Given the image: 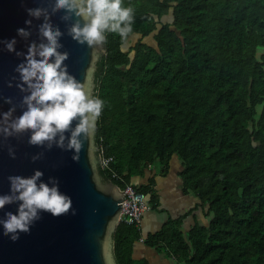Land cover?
I'll list each match as a JSON object with an SVG mask.
<instances>
[{"label": "trees", "instance_id": "trees-1", "mask_svg": "<svg viewBox=\"0 0 264 264\" xmlns=\"http://www.w3.org/2000/svg\"><path fill=\"white\" fill-rule=\"evenodd\" d=\"M124 6L135 10L133 31L123 40L107 34L94 71L93 95L105 102L95 140L112 157L101 175L121 189L132 184L158 209L156 178L132 179L156 164L166 176L176 157L182 190L199 202L145 237L121 221L117 264H151L135 256L138 241L177 264H264V0Z\"/></svg>", "mask_w": 264, "mask_h": 264}, {"label": "water", "instance_id": "water-1", "mask_svg": "<svg viewBox=\"0 0 264 264\" xmlns=\"http://www.w3.org/2000/svg\"><path fill=\"white\" fill-rule=\"evenodd\" d=\"M45 2L0 0V111L12 107L13 116L22 111L21 96L26 91L17 87L16 65L24 59L22 53L30 41L43 39L36 30L40 19L28 17L25 8ZM61 17V11L49 17L63 33L59 38L62 45L59 50L68 53L65 64L70 73L81 81H92L89 91L93 94L94 71L100 54L106 53L105 43L92 48L78 43L68 34L73 21ZM26 19H30L31 24H25ZM18 27L27 28L29 34L18 36ZM12 37L17 41L16 51L8 52L2 41ZM29 135V131H24L0 137V193L9 190V174L30 176L35 169H40L45 182L49 177L59 181L60 191L72 199V209L60 216L42 212L30 232L21 233L16 241L4 235L0 226V264H117L113 252L114 233L120 223L123 189L101 175L95 135L85 142L79 161L72 159L71 151L28 144ZM9 147L14 156L8 154ZM37 153L42 154L41 158L33 161L31 157ZM16 208L15 202L6 204L0 208V218L4 217L5 210L15 212Z\"/></svg>", "mask_w": 264, "mask_h": 264}, {"label": "clouds", "instance_id": "clouds-1", "mask_svg": "<svg viewBox=\"0 0 264 264\" xmlns=\"http://www.w3.org/2000/svg\"><path fill=\"white\" fill-rule=\"evenodd\" d=\"M57 11L62 12L63 20L73 21L68 34L92 48L103 44L107 34L126 39L133 31L135 10L124 6V0H46L25 8L28 17L40 19L36 30L43 39L30 41L22 53L24 59L16 65L17 87L26 90L21 96L24 107L15 116L12 107L0 111V137L29 131L28 144L49 150L56 146L71 151L72 159L79 161L85 142L96 133L105 102L89 91L90 79L81 81L69 72L65 64L68 53L59 50L63 33L49 19ZM16 34L25 37L29 33L27 28L18 27ZM2 42L8 52L16 51L15 37ZM8 154L15 155L11 147ZM41 155L37 153L31 159L36 161ZM43 175L42 170L35 169L30 176H7L9 190L0 193V208L14 202L17 208L15 212L5 210L0 226L12 241L18 240L21 233L30 232L42 212L60 216L72 209V199L60 191L59 181L49 177L45 182Z\"/></svg>", "mask_w": 264, "mask_h": 264}, {"label": "crops", "instance_id": "crops-1", "mask_svg": "<svg viewBox=\"0 0 264 264\" xmlns=\"http://www.w3.org/2000/svg\"><path fill=\"white\" fill-rule=\"evenodd\" d=\"M159 169V164H156L153 168L146 170L144 175H137L132 179L133 184L140 185L146 184L149 178L154 176L156 178L155 187L160 194L161 205H159L158 209H150L143 215L141 227L144 237L149 233L156 232L169 217L188 214L199 202L194 195L185 193L182 190V183L178 175L181 170V164L178 158L174 157L172 159L170 171L166 176L160 175ZM194 213L201 222L205 221L202 212L195 211ZM193 224L194 215H189L184 220L182 230L184 232L189 231ZM135 256L137 258L147 257L151 264H172V260L168 258L165 260L164 255L159 254L155 248L148 246L143 241L136 243Z\"/></svg>", "mask_w": 264, "mask_h": 264}, {"label": "built area", "instance_id": "built-area-1", "mask_svg": "<svg viewBox=\"0 0 264 264\" xmlns=\"http://www.w3.org/2000/svg\"><path fill=\"white\" fill-rule=\"evenodd\" d=\"M98 148L101 157V167L107 168L112 157L105 156L102 143L98 145ZM150 209L151 205L148 203L146 196L138 192L132 184H128L123 189V207L120 222L124 221L141 226L144 213Z\"/></svg>", "mask_w": 264, "mask_h": 264}, {"label": "rangeland", "instance_id": "rangeland-1", "mask_svg": "<svg viewBox=\"0 0 264 264\" xmlns=\"http://www.w3.org/2000/svg\"><path fill=\"white\" fill-rule=\"evenodd\" d=\"M166 19L167 20H172V18L171 17H166ZM140 38V35H138V34H134V35H132L131 37H130V39H129V41L123 46V48L125 49V50H130V48H131V46L138 40ZM144 41H146V42H149V43H153V36L152 35H150V36H148V37H145L144 38ZM263 51V49H261L260 50V52H262ZM165 257V256H164ZM166 258L167 257H165L164 259L166 260ZM169 259V258H168ZM169 260H171V259H169ZM172 264H177L176 262H174V261H172Z\"/></svg>", "mask_w": 264, "mask_h": 264}, {"label": "bare ground", "instance_id": "bare-ground-1", "mask_svg": "<svg viewBox=\"0 0 264 264\" xmlns=\"http://www.w3.org/2000/svg\"><path fill=\"white\" fill-rule=\"evenodd\" d=\"M135 181V180H134Z\"/></svg>", "mask_w": 264, "mask_h": 264}]
</instances>
